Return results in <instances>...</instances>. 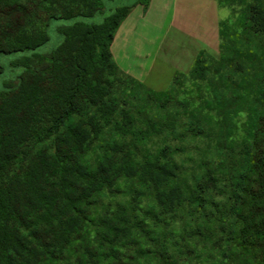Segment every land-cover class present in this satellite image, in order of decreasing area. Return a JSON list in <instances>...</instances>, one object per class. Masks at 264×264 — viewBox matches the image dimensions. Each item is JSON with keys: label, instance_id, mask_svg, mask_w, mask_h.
<instances>
[{"label": "trees", "instance_id": "trees-1", "mask_svg": "<svg viewBox=\"0 0 264 264\" xmlns=\"http://www.w3.org/2000/svg\"><path fill=\"white\" fill-rule=\"evenodd\" d=\"M116 1L0 0V54L76 20L0 91V264H264V0L161 91L111 52L150 0Z\"/></svg>", "mask_w": 264, "mask_h": 264}, {"label": "crops", "instance_id": "crops-1", "mask_svg": "<svg viewBox=\"0 0 264 264\" xmlns=\"http://www.w3.org/2000/svg\"><path fill=\"white\" fill-rule=\"evenodd\" d=\"M230 16V6L220 0H150L146 7L136 2L118 27L111 52L125 72L145 70L146 83L155 65L154 60L148 66L149 53L156 49L158 57L162 56L159 47L165 48L164 54L171 52L178 56L162 60L168 71H178L182 63L191 70L200 52L212 55L220 52V24ZM125 35L141 41L140 48L144 50H138L128 39L120 44L118 39ZM116 41L118 58L113 48Z\"/></svg>", "mask_w": 264, "mask_h": 264}, {"label": "rangeland", "instance_id": "rangeland-1", "mask_svg": "<svg viewBox=\"0 0 264 264\" xmlns=\"http://www.w3.org/2000/svg\"><path fill=\"white\" fill-rule=\"evenodd\" d=\"M121 1L117 0L116 3L119 4ZM123 3L128 4L129 2L127 1H122ZM109 8H115V3H110ZM236 14L234 15V17ZM236 20V19H235ZM74 21H76L74 18L72 19H53L50 21L47 31L50 36V40L36 48L35 50H25V51H15L11 53H2L0 54V64L2 66V72L0 73V91L5 88V83L8 81L12 80H17L18 77L23 73L24 68L16 65L15 61L19 59L22 56L26 55H31L32 53H47L51 52L54 50L58 45H60L63 41L64 36L58 31V27L61 25H68L72 24ZM128 35L123 36V38L118 39V42L123 43L125 42L126 39L128 41H131L132 44L138 49V50H144L142 47V42L137 41L133 38L132 35L127 37ZM113 43V42H112ZM264 46V43H262ZM114 54L118 58V53H119V47L117 46V41L114 43ZM164 47H159L158 51L162 52V56L158 57L156 54V49L152 51V54L149 53V61H148V66L152 61L155 60V65L153 64V67L150 69L149 74H151L147 80V83L145 82V79H147V74L144 75L145 70L142 71H135V70H129L131 72H124L135 77L136 79L140 80L143 82L145 85L148 87L156 90V91H161L167 89L172 80L173 77L176 73L179 72H188L190 69L188 68V65L186 63H182L179 65V70L178 71H168L166 64L162 60H169L171 59L172 55L177 56V54H173L171 52H168L164 54ZM220 51V50H219ZM216 54L215 56H218ZM178 57V56H177ZM244 116H242V121H244Z\"/></svg>", "mask_w": 264, "mask_h": 264}]
</instances>
